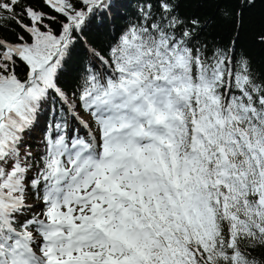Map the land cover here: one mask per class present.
I'll use <instances>...</instances> for the list:
<instances>
[{
  "label": "snow or ice",
  "instance_id": "6c2138e0",
  "mask_svg": "<svg viewBox=\"0 0 264 264\" xmlns=\"http://www.w3.org/2000/svg\"><path fill=\"white\" fill-rule=\"evenodd\" d=\"M257 4L0 0V264H264Z\"/></svg>",
  "mask_w": 264,
  "mask_h": 264
},
{
  "label": "trees",
  "instance_id": "16d2710c",
  "mask_svg": "<svg viewBox=\"0 0 264 264\" xmlns=\"http://www.w3.org/2000/svg\"><path fill=\"white\" fill-rule=\"evenodd\" d=\"M119 2L123 5L120 10L121 13L130 16L135 6V0H119ZM192 10H195L194 6ZM204 11H207V9L205 8L201 10L202 13ZM113 16L116 17L114 22L117 26L122 25L125 22L122 15L116 16V14L113 13ZM262 16H264V5L257 4L255 8L251 9L246 14V28L245 32L241 36V47L248 51V53L254 58L258 65L264 61V51L261 50L260 45L255 43L254 38L261 29ZM112 23L113 20L111 18L103 21V23L99 20H94L88 26L85 39L88 41L94 39L103 42L108 32V25ZM220 38H223L224 40L228 39V36L222 29L219 30L218 39ZM84 55L85 49L83 44L78 45L73 55V62L69 65V72L71 74H74L75 67L78 66L79 60L83 58ZM65 79H70V76H65Z\"/></svg>",
  "mask_w": 264,
  "mask_h": 264
}]
</instances>
